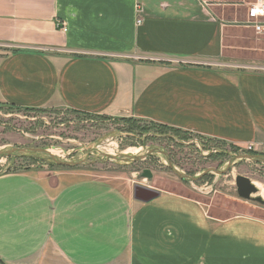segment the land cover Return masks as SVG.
<instances>
[{"label":"crops","instance_id":"0c3cea01","mask_svg":"<svg viewBox=\"0 0 264 264\" xmlns=\"http://www.w3.org/2000/svg\"><path fill=\"white\" fill-rule=\"evenodd\" d=\"M256 1L0 0V103L260 146L264 31H228ZM135 186L90 167L0 174V264H264V218L172 191L144 203Z\"/></svg>","mask_w":264,"mask_h":264},{"label":"rangeland","instance_id":"374dc122","mask_svg":"<svg viewBox=\"0 0 264 264\" xmlns=\"http://www.w3.org/2000/svg\"><path fill=\"white\" fill-rule=\"evenodd\" d=\"M231 25L233 28L228 30L231 37H257L253 32L243 29L245 26L239 25V21H233ZM261 39V44L264 46V37ZM234 51L227 53L231 56L229 58L232 63L235 61L238 63L243 57L254 58L252 52ZM259 58L264 61V52ZM251 68L255 66H248V69ZM261 68L264 71V66ZM154 124L131 117L87 115L65 108L26 110L14 109L2 104L0 105V150L39 148L49 150L64 160L94 161L102 159L103 154L140 156L152 149H160L168 154L171 163L178 171L192 177L201 175L210 168L225 170L228 162L237 156L264 155L262 150L258 153L250 152L247 149L249 145L240 148ZM53 165L46 157L40 155L12 157L0 160V174L15 167H57ZM88 167L111 177L124 176L132 185H140L160 193L172 191L186 193L202 201L209 199L236 203L237 206L230 207L229 210L243 211L264 218V205L241 200L235 184L237 176L249 178L258 188L255 197L261 196L264 199V164L262 163L236 160L226 174H211L195 183L180 179L169 168L167 159L162 154H155L145 160L132 163L112 160L98 162ZM145 170L152 172V179L142 176ZM214 214L218 213L214 212Z\"/></svg>","mask_w":264,"mask_h":264},{"label":"water","instance_id":"95a60500","mask_svg":"<svg viewBox=\"0 0 264 264\" xmlns=\"http://www.w3.org/2000/svg\"><path fill=\"white\" fill-rule=\"evenodd\" d=\"M155 154H162L166 157L169 168L182 180L189 181L192 183L198 182L205 178L208 175L211 174H217V175H224L226 174L230 168L233 166V164L236 162V160H249L256 163H262L264 164V155H253V154H247V155H241L233 158L231 161L228 162V167L225 170H217L214 168L207 169L204 171L201 175L192 177L185 173H182L178 171L174 165L171 163L170 158L168 154L165 151H162L160 149H152L148 151L144 155L140 156H129L126 154L122 155H111V154H103L102 159H96L94 161H89L88 159H79V160H64L57 156H55L52 152L46 149H39V148H12L9 150H0V160L1 159H8L12 157H39L44 156L46 159H48L52 164H54L57 167L62 168H78V167H88L91 165H94L98 162H106V161H119V162H126V163H132L137 162L141 160H145L150 156H154ZM11 168H9L6 172H10ZM144 178L152 179L153 174L150 170H145L142 175ZM235 184L237 187V194L238 197L241 200L244 201H252L259 203L261 205H264V199L261 196L255 197V195L258 194V188L255 186V184L247 177L244 176H237L235 180ZM160 196V192L155 191L153 189L143 187L140 185H136L134 187V197L136 200L148 203L155 199H157Z\"/></svg>","mask_w":264,"mask_h":264},{"label":"built area","instance_id":"2783aa9c","mask_svg":"<svg viewBox=\"0 0 264 264\" xmlns=\"http://www.w3.org/2000/svg\"><path fill=\"white\" fill-rule=\"evenodd\" d=\"M143 13V9L141 6L137 7V25H141L143 23V19L141 14ZM264 0H257L251 7L248 9V17L244 22H239V25L252 28L257 33H262L264 31ZM62 31L66 32V25L61 26ZM250 152L258 153L260 150L264 151V145H249L247 148Z\"/></svg>","mask_w":264,"mask_h":264},{"label":"trees","instance_id":"16d2710c","mask_svg":"<svg viewBox=\"0 0 264 264\" xmlns=\"http://www.w3.org/2000/svg\"><path fill=\"white\" fill-rule=\"evenodd\" d=\"M2 104H6V103H0V105ZM6 105H9V104H6ZM11 108H14V109H26V110H34V109H29V108H21V107H17V106H14V105H9ZM151 124H154V123H151ZM156 125V123L154 124ZM159 125V124H158ZM161 126V125H160ZM164 126V125H162ZM167 127V126H166ZM54 166V165H53ZM20 169H29V168H20V167H15V168H12L11 171H16V170H20Z\"/></svg>","mask_w":264,"mask_h":264},{"label":"bare ground","instance_id":"6f19581e","mask_svg":"<svg viewBox=\"0 0 264 264\" xmlns=\"http://www.w3.org/2000/svg\"><path fill=\"white\" fill-rule=\"evenodd\" d=\"M262 193V192H261ZM264 194V193H263ZM260 195V194H259ZM264 196V195H263Z\"/></svg>","mask_w":264,"mask_h":264}]
</instances>
